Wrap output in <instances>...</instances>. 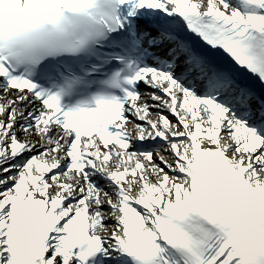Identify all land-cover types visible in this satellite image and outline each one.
<instances>
[{
  "label": "snow or ice",
  "instance_id": "6c2138e0",
  "mask_svg": "<svg viewBox=\"0 0 264 264\" xmlns=\"http://www.w3.org/2000/svg\"><path fill=\"white\" fill-rule=\"evenodd\" d=\"M100 3L0 0V29L99 8L125 37L135 17L122 43L141 57L120 97L83 114L0 58V264H237L201 164L222 160L264 211V87L246 75L264 86V0H111L127 17Z\"/></svg>",
  "mask_w": 264,
  "mask_h": 264
},
{
  "label": "clouds",
  "instance_id": "9594fccd",
  "mask_svg": "<svg viewBox=\"0 0 264 264\" xmlns=\"http://www.w3.org/2000/svg\"><path fill=\"white\" fill-rule=\"evenodd\" d=\"M57 16L22 18L0 29V58L26 55L35 44L36 30ZM204 195L212 208L214 223L231 248L237 264H264V211L256 195L235 177L222 160L209 156L202 161Z\"/></svg>",
  "mask_w": 264,
  "mask_h": 264
},
{
  "label": "bare ground",
  "instance_id": "6f19581e",
  "mask_svg": "<svg viewBox=\"0 0 264 264\" xmlns=\"http://www.w3.org/2000/svg\"><path fill=\"white\" fill-rule=\"evenodd\" d=\"M150 89H151V88H149V91H150V92L153 91V89H151V90H150ZM170 118H172V117H170ZM173 119H174V118H173Z\"/></svg>",
  "mask_w": 264,
  "mask_h": 264
}]
</instances>
